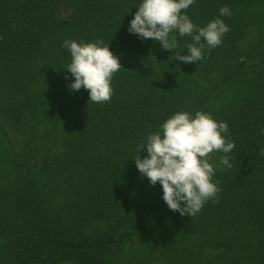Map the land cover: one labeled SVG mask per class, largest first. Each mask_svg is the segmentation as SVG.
Segmentation results:
<instances>
[{
	"label": "trees",
	"instance_id": "1",
	"mask_svg": "<svg viewBox=\"0 0 264 264\" xmlns=\"http://www.w3.org/2000/svg\"><path fill=\"white\" fill-rule=\"evenodd\" d=\"M140 3L0 0V264H264V0L183 10L230 29L197 63L174 59L191 36L172 33L166 50L128 31ZM65 40L118 56L109 102L70 88ZM181 111L226 122L235 144L210 154L220 192L194 217L170 210L135 163Z\"/></svg>",
	"mask_w": 264,
	"mask_h": 264
},
{
	"label": "clouds",
	"instance_id": "2",
	"mask_svg": "<svg viewBox=\"0 0 264 264\" xmlns=\"http://www.w3.org/2000/svg\"><path fill=\"white\" fill-rule=\"evenodd\" d=\"M194 3L195 0H142L128 31L141 39L158 41L166 50L178 46L172 33L178 31L181 37L191 36L193 42L186 45L188 54H175L174 59L197 63L204 58L205 46L209 50L218 47L230 29L219 18L205 27L195 25L183 11ZM219 12L220 16L231 15L227 6L221 7ZM62 46L71 54L67 72L74 77V82L70 88L88 90L89 103L109 102L114 94L113 75L122 68L109 44L103 40L90 43L65 40ZM160 128L161 131L150 133L146 142L138 145L137 153L146 147L148 155L141 159L137 154L136 167L151 185L160 183L162 199L170 210L194 217L205 202L218 199L219 182L213 181L215 167L209 160L214 151L227 154L234 149V142L227 138L228 125L216 121L210 113L197 111L193 117L181 111L168 118ZM220 163L232 167L226 155L220 157Z\"/></svg>",
	"mask_w": 264,
	"mask_h": 264
},
{
	"label": "rangeland",
	"instance_id": "3",
	"mask_svg": "<svg viewBox=\"0 0 264 264\" xmlns=\"http://www.w3.org/2000/svg\"><path fill=\"white\" fill-rule=\"evenodd\" d=\"M97 227H99V225H97ZM126 254H125V256H124V258H123V261H120L121 262V264H131V262H128V263H126L125 262V259H126ZM136 264H138L136 261H134ZM155 262H157V261H155ZM154 262V263H155ZM140 263H142V264H147V263H144V261L143 262H140ZM62 264H72V263H67V262H65V263H62ZM167 264H170L169 262H167Z\"/></svg>",
	"mask_w": 264,
	"mask_h": 264
}]
</instances>
